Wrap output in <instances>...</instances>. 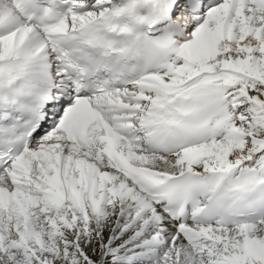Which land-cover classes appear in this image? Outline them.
<instances>
[{"label": "snow or ice", "instance_id": "1", "mask_svg": "<svg viewBox=\"0 0 264 264\" xmlns=\"http://www.w3.org/2000/svg\"><path fill=\"white\" fill-rule=\"evenodd\" d=\"M0 264H264V0H0Z\"/></svg>", "mask_w": 264, "mask_h": 264}]
</instances>
